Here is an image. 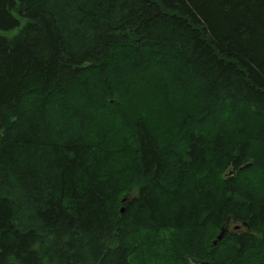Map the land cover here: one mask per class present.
I'll return each instance as SVG.
<instances>
[{
    "label": "trees",
    "instance_id": "obj_1",
    "mask_svg": "<svg viewBox=\"0 0 264 264\" xmlns=\"http://www.w3.org/2000/svg\"><path fill=\"white\" fill-rule=\"evenodd\" d=\"M21 19L17 34L1 33ZM136 45L153 65L119 106L102 84L119 71V50L121 68L136 67ZM192 58L221 75L222 103L264 119V0H0V264H132L128 215L159 230L212 225L218 235L227 225L217 246L228 239L238 256L257 248L264 260V192L220 177L249 155L241 110L208 137L205 111L175 113L162 138L178 141L160 144L154 110L176 112L166 73L177 78L172 66ZM148 84L158 96L149 105ZM82 87L101 114L82 109ZM48 101L52 117L57 108L77 114L45 130ZM115 151L128 163L114 166Z\"/></svg>",
    "mask_w": 264,
    "mask_h": 264
},
{
    "label": "rangeland",
    "instance_id": "obj_2",
    "mask_svg": "<svg viewBox=\"0 0 264 264\" xmlns=\"http://www.w3.org/2000/svg\"><path fill=\"white\" fill-rule=\"evenodd\" d=\"M26 23V19H21L20 27L9 31H1V33L6 36H14ZM137 49L138 57L136 58L138 64L136 67L126 68L124 70L121 68V63L126 54L122 53L126 49H121L122 52L119 50L117 56L118 60L115 62L119 66V71L118 69H112V71L107 72L102 84V88L108 90L110 94L114 96L112 100L113 102H117L119 106L120 104H128L129 99L132 100L133 94L139 90V87L144 86V84L139 81L140 78L135 79V77L140 74L143 75V70L153 65L151 60H147L143 56L140 45H136L130 51ZM190 60L192 61L187 64L186 68L181 65L172 66V71H178L177 78L166 73L168 76V84L172 87L175 94H170V101L172 103L176 101V112L173 113V107L164 109L162 106H159L154 110L155 116L157 117L156 123L159 125V130L156 131L160 133V144L164 146L168 144V147L164 149L166 151L178 141L177 138H172L168 142L162 138L165 133L163 127L167 120L172 118V115L175 113L184 117L185 114L192 113L195 107L198 110L205 111L206 115L203 118L204 124L201 128L208 137L219 121L231 125L235 116L234 113L241 110L240 113H243V116L240 118L245 119V126L247 129L244 138L248 140L250 144L248 150L249 155L248 158L244 160L241 170L238 169L236 170L237 172L232 173L230 169L225 167L220 171V177L223 181L232 178V182L234 181V183L242 187L239 189L242 192L248 190L255 197L261 195L264 192V131L262 130V128H264V119L254 115L255 112L250 113L249 111L242 110L238 104L227 106L228 102L222 103L218 98V92L215 90L216 86L219 87L223 83L222 80H217L221 75L216 74L215 70L210 69L207 65H203L196 58ZM125 61L126 59L124 60L123 66L125 65ZM154 65L156 67V61ZM163 69L165 70V68ZM132 77H134V80ZM146 86H148L145 88L148 89V92L144 91L145 95L143 92H140V95H144L148 104L149 97L153 94L156 97L158 96L157 90L153 89L151 84ZM199 90L202 92L201 94H198ZM77 96V100L86 114H101L102 110L96 107L87 89L84 87L80 88ZM135 96H138V94ZM210 99H212V102ZM55 103L61 108L59 103ZM52 105L53 103L48 101V108L44 113L46 114L45 118L48 119L47 123L43 125L45 130L47 128L59 130L61 127L59 125L60 122L65 124L66 121L73 120V117L77 114L75 109L60 110L57 108V113L52 117V115H49V110ZM41 113L39 112V116ZM154 113L151 116L153 121ZM238 113L239 112L235 114L238 116ZM66 130L67 128H63L62 132L66 133ZM54 135H56V133ZM128 161L129 158L125 151L120 153H116L115 151L111 156V162L114 166L127 164ZM225 175H227L226 178ZM221 183L224 182L221 181ZM124 209L125 206L121 205L119 208L121 215H123ZM126 223H128L130 230H135L133 233L130 232L129 234L130 243H137L135 247L136 250L131 254L132 264H188L186 256L190 253L205 258H213L216 261H221L223 264H264L261 253L258 252L259 249L257 248L250 250L245 256L240 257L230 246L231 244L228 239L222 241L218 246L214 245L213 241L216 239L217 234L212 225H207L203 228L184 227L177 230L167 228L159 230L151 227H137V225L132 222L129 215L128 218H126ZM229 228H231V225Z\"/></svg>",
    "mask_w": 264,
    "mask_h": 264
},
{
    "label": "water",
    "instance_id": "obj_3",
    "mask_svg": "<svg viewBox=\"0 0 264 264\" xmlns=\"http://www.w3.org/2000/svg\"><path fill=\"white\" fill-rule=\"evenodd\" d=\"M226 231H227V225L221 228V231L217 235L216 239H214L213 241L214 245H216L219 241H221L224 238ZM190 263L191 264H214L211 261H205V260H199V259H193V258L190 259Z\"/></svg>",
    "mask_w": 264,
    "mask_h": 264
}]
</instances>
